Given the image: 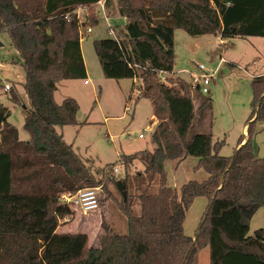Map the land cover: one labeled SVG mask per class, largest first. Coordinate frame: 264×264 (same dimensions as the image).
Segmentation results:
<instances>
[{
  "label": "trees",
  "instance_id": "trees-1",
  "mask_svg": "<svg viewBox=\"0 0 264 264\" xmlns=\"http://www.w3.org/2000/svg\"><path fill=\"white\" fill-rule=\"evenodd\" d=\"M101 1L107 18L125 19L112 29L113 38L94 42L104 76L139 80L138 98L149 99L157 123L152 151L119 156L126 170L143 168L135 174L138 193L128 194L124 182L127 198L116 199L128 232L116 233L103 222L93 247L85 233L58 231L60 220L73 215L61 197L97 187L112 196L108 187L117 188L111 177L117 163L94 174L64 141L57 128L77 125L80 106L71 97L58 104L55 93L63 81L86 80L75 11L87 9L93 27ZM177 30L221 40L264 38V0H0V35H8L26 73L24 128L30 136L20 139L11 111L0 103V264H196L204 249L210 264H264V228L249 234L253 216L264 208V157L254 145L264 125V74L253 79L247 141L242 145V136L233 154L222 156L224 141L212 132L193 133L200 109L211 100L196 107L199 87L172 76ZM9 92L12 104H23L17 91ZM188 157L198 159L197 169L208 178L177 191L166 166L177 168ZM198 198L208 205L192 238L184 223ZM134 200L139 215L132 212Z\"/></svg>",
  "mask_w": 264,
  "mask_h": 264
},
{
  "label": "rangeland",
  "instance_id": "rangeland-1",
  "mask_svg": "<svg viewBox=\"0 0 264 264\" xmlns=\"http://www.w3.org/2000/svg\"><path fill=\"white\" fill-rule=\"evenodd\" d=\"M100 19L97 25L91 27L92 32L81 38V50L86 67V80H68L58 85L55 100L61 104L66 97L75 99L80 109L77 115V125L58 127V133L64 141L72 145L92 172L101 175L107 165L116 164L119 172L117 183L125 182L128 194L138 193L137 171H142L140 164L126 170L118 163L121 154L131 155L140 151H152L154 144L152 134L156 128L152 118L154 108L145 97L138 98L140 81L133 83L131 79L113 80L104 76L100 61L94 49V42L114 37L112 29L125 25L120 16L107 18L101 7H98ZM86 14L81 13V20ZM0 103L9 108V122L15 125L19 137L29 140V133L24 128V109L29 107L24 89L26 73L21 66L18 54L7 34L0 35ZM175 66L172 76L191 81L193 75L199 73L198 65H204L212 77L208 86V94L194 93V103L199 104L206 99L211 103L202 107L193 125V133L212 132L213 139L224 141L220 154L228 157L237 149L242 128L252 113L253 79L264 74V38L249 37L221 40L213 35L193 37L183 30L175 33ZM173 77V78H176ZM163 78L170 80L167 74ZM84 81H87L85 84ZM10 85L22 98V105H14L9 100V91L3 90L4 85ZM176 84V83H175ZM132 92V93H131ZM130 96L132 101L130 102ZM128 108L130 110L128 111ZM143 135V138H140ZM258 135V134H257ZM254 138L256 154L264 156V132ZM198 159L188 157L177 167L172 162L167 163L169 184L177 191L188 182H203L208 174L197 169ZM127 175L129 177L127 178ZM120 183V184H123ZM100 207L96 213L84 214L72 208L73 215L60 220V233L89 232V245L99 246L96 234L103 233V222L115 224L114 232L126 234L123 231L124 215L116 204L125 200L122 192L115 185H109L107 193L102 187H97ZM126 193V195H127ZM136 203V204H135ZM140 204L135 200L134 213ZM208 200L198 198L187 211L184 229L187 236L194 238L201 219L206 211ZM137 211V212H136ZM123 232V233H120ZM100 235V234H99ZM196 264H210L209 250L198 253Z\"/></svg>",
  "mask_w": 264,
  "mask_h": 264
},
{
  "label": "built area",
  "instance_id": "built-area-1",
  "mask_svg": "<svg viewBox=\"0 0 264 264\" xmlns=\"http://www.w3.org/2000/svg\"><path fill=\"white\" fill-rule=\"evenodd\" d=\"M77 17L80 22L81 30L85 32V34H90L92 32L91 27L87 25L86 19L84 21L81 20V11L80 9L75 11ZM69 19V16H66ZM82 38V32H81ZM199 73L197 75H193L191 83L193 86H198L200 94H208V86L211 84L212 77L209 76L207 69L204 65H198ZM87 83V81H85ZM5 91L11 90V86L6 84L3 86ZM128 111L130 108H128ZM140 138H143V135H140ZM122 165V163H120ZM119 172L118 168H114L111 172V177H116V174ZM61 201L64 205H67L71 208H75L84 214H89L97 211L100 207V199L97 188L93 189H84L78 191L76 194H64L61 197Z\"/></svg>",
  "mask_w": 264,
  "mask_h": 264
},
{
  "label": "crops",
  "instance_id": "crops-1",
  "mask_svg": "<svg viewBox=\"0 0 264 264\" xmlns=\"http://www.w3.org/2000/svg\"><path fill=\"white\" fill-rule=\"evenodd\" d=\"M98 7H101V8H103V1H101L99 4H98ZM80 11H81V13L82 12H84L85 14H86V16H87V9H85V8H80ZM117 16V15H116ZM115 17V16H114ZM124 19V18H123ZM125 20V19H124ZM176 33V32H175ZM85 82V81H84ZM133 83H138L136 80H133ZM85 84H87V83H85ZM152 121H153V124L155 123H157V120H156V118H155V116H153V118H152ZM261 126V125H260ZM262 128H261V130L256 134L257 135V137H259V134L261 133V132H264V125H262L261 126ZM255 135V136H256ZM242 136L244 137V141H243V143H242V145L247 141V139H248V134H247V126H246V124H245V126H243V128H242ZM237 147H239V146H237ZM154 148H155V146H154ZM260 158H262V157H264V156H259ZM120 183H122V182H120ZM118 189V188H117ZM135 201V200H134ZM133 201V202H134ZM133 202H132V212H133V214L134 215H139L140 214V212H141V210H140V207H139V205H137L136 207L139 209V212H137V213H134V209H135V206H133ZM136 204V203H135ZM98 212V211H97ZM94 213H96V211L95 212H93V214ZM121 224L123 225L122 226V229H123V231H126V229H127V223H126V221H124V220H122V222H121ZM111 228L112 229H115L114 228V226H115V224L114 223H112L111 225ZM260 228H264V208H261L260 210H258L257 212H256V214L253 216V218H252V220H251V223H250V235L251 234H253V232L255 231V230H257V229H260ZM99 230H100V228H99ZM99 230H98V232H97V234H96V238L98 237L99 238V242H100V236L102 235V233H99ZM77 232H80V230L79 231H77ZM71 233H76V232H71ZM81 233H85V234H87L90 238H91V234L89 233V232H81ZM120 233H123V232H120ZM100 234V235H99ZM89 238V239H90ZM98 247V246H97Z\"/></svg>",
  "mask_w": 264,
  "mask_h": 264
},
{
  "label": "water",
  "instance_id": "water-1",
  "mask_svg": "<svg viewBox=\"0 0 264 264\" xmlns=\"http://www.w3.org/2000/svg\"><path fill=\"white\" fill-rule=\"evenodd\" d=\"M0 45H1V43H0ZM25 108H26V106H23V109H25ZM117 188L119 189V191L122 192V194L124 195L125 200H126L127 195H126V191H124V189L126 188V185L124 183L123 184L118 183ZM195 241H196V239H195Z\"/></svg>",
  "mask_w": 264,
  "mask_h": 264
}]
</instances>
